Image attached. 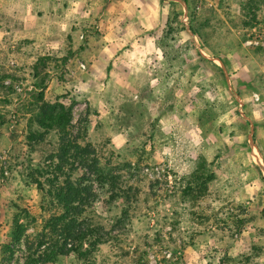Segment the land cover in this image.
Here are the masks:
<instances>
[{"label": "rangeland", "instance_id": "obj_1", "mask_svg": "<svg viewBox=\"0 0 264 264\" xmlns=\"http://www.w3.org/2000/svg\"><path fill=\"white\" fill-rule=\"evenodd\" d=\"M181 1L0 0V264H44L65 147L103 244L57 264H264V0Z\"/></svg>", "mask_w": 264, "mask_h": 264}, {"label": "trees", "instance_id": "obj_2", "mask_svg": "<svg viewBox=\"0 0 264 264\" xmlns=\"http://www.w3.org/2000/svg\"><path fill=\"white\" fill-rule=\"evenodd\" d=\"M169 4L176 5L174 2H169ZM192 30L196 36L200 35L196 29L193 28ZM32 124H36L46 133L55 132L59 139L65 141L64 138L69 135L71 114L65 107H61L58 111L44 109L34 116ZM30 134L36 139L34 131L31 130ZM72 148L73 144H71ZM70 154L71 151L65 147L63 148V155L56 158L53 167L35 171L41 178L47 179L48 187L44 186V183L39 179H36V182L46 201L44 210L52 215L49 224L57 236L56 241L45 251L44 264H57L58 260L65 256H73L79 262L87 261L93 252L103 244L97 229L82 227L81 222L78 221V218L82 216L81 212L86 210L95 193L93 186L85 183L87 182L85 178L82 183L70 181V175L75 172V163L64 159ZM84 163L89 164L88 161ZM92 164L98 166V161H92ZM60 174L67 176L68 180L63 182L60 177H57ZM200 178L202 177L199 176V180ZM114 180L116 179L107 174V177L98 180L97 184L106 186V183H113ZM199 186L200 184L196 183L195 192L198 194L197 196H200L204 191V188ZM189 191L194 193V187L190 186ZM85 244L88 245L87 248H85Z\"/></svg>", "mask_w": 264, "mask_h": 264}, {"label": "water", "instance_id": "obj_3", "mask_svg": "<svg viewBox=\"0 0 264 264\" xmlns=\"http://www.w3.org/2000/svg\"><path fill=\"white\" fill-rule=\"evenodd\" d=\"M172 1L180 2V3L183 4L184 7H186V2H184V1H181V0H172ZM190 33H191V35H192L193 37L195 36L194 33H193L192 31H190ZM197 47H198V50H199L200 54L203 55L207 60H209V61H211V62H213V63H217V64H219V65L223 68L224 73H225L226 78H227V81H228V83H229V76H228V74H227V70H226V68H225V65H224L223 61H222L220 58L212 57V56H210L209 54H207V53H206V52L200 47V45H198ZM243 116H244V115H243ZM244 117H245V116H244ZM246 119H247V121L250 122V119H248V118H246ZM253 131H254V127H253V125H251V135H250V140H251V144H252V146L255 147V149H257L256 146H255V144H253V138H252V136H253ZM259 155H260V154H259ZM262 168H263V171H264V162L262 163Z\"/></svg>", "mask_w": 264, "mask_h": 264}]
</instances>
